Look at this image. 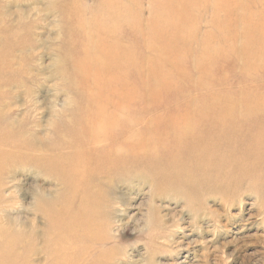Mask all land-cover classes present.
<instances>
[{"label": "rangeland", "instance_id": "rangeland-1", "mask_svg": "<svg viewBox=\"0 0 264 264\" xmlns=\"http://www.w3.org/2000/svg\"><path fill=\"white\" fill-rule=\"evenodd\" d=\"M74 1L0 0V262L264 264V0ZM112 1L134 26L122 113L118 96L92 80L99 71L100 86L118 73L101 71L108 59L95 50L101 42L115 51L116 38L93 29L117 25L103 14ZM199 115L217 124L201 145L190 136ZM106 128L116 142L99 154L144 150L136 162L123 151L124 170L93 178L97 236L85 228L69 236L80 221L66 213L84 200L64 170L86 180L77 156ZM177 167L186 173L176 177Z\"/></svg>", "mask_w": 264, "mask_h": 264}, {"label": "bare ground", "instance_id": "bare-ground-1", "mask_svg": "<svg viewBox=\"0 0 264 264\" xmlns=\"http://www.w3.org/2000/svg\"><path fill=\"white\" fill-rule=\"evenodd\" d=\"M18 1V0H17ZM74 1V0H73ZM104 1H106V0H104ZM108 1H111V0H108ZM5 2V1H4ZM75 2V1H74ZM117 1H112V2H107V3H110L108 6H107V8H104V10H103V14H104V16L106 17V20L105 21H109L110 20V18L111 19H113V18H116L117 19V21H118V23H117V25H115V26H113V27H110V28H100V29H98V30H96L95 29V27L93 28L94 29V31L97 33V36H102V37H105V38H116V42H117V44H116V49H115V51H113L112 50V47L111 46H109L108 44H105V43H101V42H98V45H96L95 46V50H96V53L99 55V58H101V57H103V58H106V59H108V60H106V61H104V62H100V64L102 65V66H100V69H101V71H106V72H108V69L109 68H111L112 69V71L113 72H118L117 73V76L115 77V78H112L111 79V75H109V77H110V79L112 80H107L106 81V83H102V85H100L99 86V83H98V80H100V73H99V71H98V75L94 72V73H92V77H93V82H94V84H95V88L94 89H96L97 91H103V88H107L110 92H111V95H116V96H118V99H119V107H118V110L119 111H121V113L123 112V110H124V108H125V104H124V101H123V98H124V96H125V92H126V90H127V83H126V77H127V74H128V69H129V62L131 61V59H130V57H129V55L127 54V33L129 32V29H130V27H132V30H133V27L134 26H130V23H128V18H127V7L123 4V3H121L120 1H118L117 3H116ZM1 3V2H0ZM17 5V4H16ZM114 5H116V7H114ZM1 6V5H0ZM74 6V5H73ZM80 10V9H79ZM4 12V11H3ZM77 12V11H76ZM80 12V11H79ZM33 13V12H32ZM46 14V13H45ZM18 15V14H17ZM60 15V14H59ZM64 15H66V14H64ZM63 15V16H64ZM149 15H151V13L149 12ZM4 16V15H3ZM39 16V15H38ZM58 16V15H57ZM29 17V16H28ZM36 17V16H35ZM6 18H7V16H6ZM21 19V18H20ZM34 18H32L31 20H33ZM0 20H1V18H0ZM11 20V19H10ZM27 20H28V18H27ZM86 20V19H85ZM4 21V20H3ZM2 21V22H3ZM9 21V20H8ZM19 21V20H18ZM29 21V20H28ZM1 22V23H2ZM16 22V21H15ZM21 22V21H20ZM20 22H19V25H20ZM32 22V21H31ZM30 22V23H31ZM168 22V21H167ZM23 23H25V22H23ZM4 24H6L5 22H4ZM3 24V25H4ZM9 24V23H8ZM14 24H16V23H14ZM7 25V24H6ZM5 25V26H6ZM13 25V24H12ZM60 25V24H59ZM58 25V26H59ZM80 25H81V23H80ZM1 26V25H0ZM15 26V25H14ZM23 26V25H22ZM31 26V25H30ZM4 27V26H3ZM18 27H20V26H18ZM24 27V26H23ZM22 27V28H23ZM11 28V27H10ZM79 28V27H78ZM2 29V28H1ZM17 29V28H16ZM30 29H31V27H30ZM58 29V28H57ZM84 30V29H83ZM136 30L140 33V31H141V29L140 28H136ZM146 30V29H145ZM1 31V30H0ZM9 31V30H8ZM35 31V30H34ZM3 32H4V30H3ZM38 32V31H37ZM59 32H62V31H59ZM84 32V31H83ZM13 33V32H12ZM31 33V32H30ZM80 33H82V31L80 32ZM164 33V32H163ZM6 34V33H5ZM5 34H2V35H5ZM28 34V33H27ZM37 34V33H36ZM58 35H59V33H57ZM9 35V34H8ZM6 36V35H5ZM21 36V35H20ZM28 36V35H27ZM4 37V36H3ZM14 37V36H13ZM19 37V36H18ZM26 37V36H25ZM29 37V36H28ZM60 37V36H59ZM81 37H83L82 36V34H81ZM1 38V37H0ZM6 38H8L7 36H6ZM5 38V39H6ZM85 38H87V37H85ZM16 39V38H15ZM28 39V38H27ZM33 40V39H32ZM38 40V39H37ZM22 41V40H21ZM27 41V40H26ZM34 41V40H33ZM87 41V40H86ZM13 42V41H12ZM14 42H15V40H14ZM14 42H13V44H14ZM28 42H30V41H28ZM28 42H26V43H28ZM35 42V41H34ZM2 43V42H1ZM3 43H4V41H3ZM31 43V42H30ZM29 43V44H30ZM9 44V43H8ZM31 44H33V42L31 43ZM87 45V44H86ZM90 45V44H89ZM6 46H8V45H6ZM13 46V45H12ZM85 46V45H84ZM16 47V46H15ZM89 47V46H88ZM2 50H3V48H2ZM37 51V50H36ZM2 52V51H1ZM0 52V53H1ZM6 52V51H5ZM30 52H31V50H30ZM135 52V51H134ZM32 54V53H31ZM4 55H6L5 53H4ZM8 55H9V53H8ZM25 55V54H24ZM23 56V55H22ZM28 56H30V55H28ZM66 56V55H65ZM2 57V56H1ZM31 57V56H30ZM11 58V57H10ZM87 58H88V56H87ZM9 59V58H8ZM12 59V58H11ZM54 59V58H53ZM65 60H67V59H65ZM16 61V60H15ZM31 61V60H30ZM4 62V61H3ZM2 62V63H3ZM23 62V61H22ZM25 62V61H24ZM64 62V61H63ZM16 63V62H15ZM25 64V63H24ZM27 64V63H26ZM5 65V64H4ZM13 65H15V64H13ZM16 65H17V63H16ZM55 65V64H54ZM60 65V64H59ZM6 66V65H5ZM12 66V65H11ZM1 68V67H0ZM13 68V67H12ZM27 68V67H26ZM58 68V67H57ZM56 68V69H57ZM7 69V68H6ZM21 70H22V68H21ZM24 70H26V69H24ZM28 70H29V68H28ZM10 71V70H9ZM13 71V70H12ZM19 71H20V69H19ZM14 73H15V71H14ZM22 73V72H21ZM29 73V72H28ZM103 73V72H102ZM13 74V73H12ZM11 74V75H12ZM17 74V73H16ZM31 74V73H30ZM27 75V74H26ZM29 75V74H28ZM33 75V74H32ZM37 75V74H36ZM6 76V75H5ZM24 76V75H23ZM2 77H4V76H2ZM33 77V76H32ZM7 78H8V76H7ZM30 78V77H29ZM24 79V78H23ZM28 79V78H27ZM18 80V79H17ZM14 81H15V79H14ZM10 82V81H9ZM100 82V81H99ZM2 83V82H1ZM0 83V84H1ZM29 83V82H28ZM4 84V83H3ZM2 84V85H3ZM1 85V86H2ZM5 85H7L6 83H5ZM4 86V85H3ZM2 86V87H3ZM7 86H9V85H7ZM21 87V86H20ZM12 88V87H11ZM6 89H7V87H6ZM1 90H4V88H2ZM15 91V90H14ZM5 93H6V91H5ZM4 94V93H3ZM3 94H1V95H3ZM0 95V96H1ZM5 96V95H4ZM39 100V99H38ZM1 101V100H0ZM3 102H4V100H3ZM24 104V103H23ZM0 105H1V103H0ZM111 105V102L110 101H102V106H104V108H106V106H110ZM4 106V105H3ZM70 106H72V104L70 105ZM2 107V106H1ZM1 107H0V109H1ZM14 108V107H13ZM12 108V109H13ZM2 110V109H1ZM9 110H11V109H9ZM3 111V110H2ZM1 111V112H2ZM8 111V110H7ZM0 112V113H1ZM39 112V111H38ZM6 113V112H5ZM61 114V113H60ZM202 115H204V112L202 111V113H201ZM9 115V114H8ZM55 115V114H54ZM0 116H3V115H0ZM57 116H60V115H58L57 114ZM62 116H63V112H62ZM61 116V117H62ZM65 116V115H64ZM104 117H108L109 115L107 114V113H105L104 115H103ZM201 117V115H199V117L198 118H200ZM2 119V118H1ZM67 119V118H66ZM192 119H194V118H190V120H192ZM231 119H234L233 117L231 118ZM58 120V119H57ZM69 120V119H68ZM96 120H97V118H96ZM200 121V123L197 125V128L196 129H198V134L195 136L194 134H191L190 136L191 137H193L194 139V142H195V144H198V145H201L203 142H202V139L204 140V132H207V133H209L212 129H213V126L215 125H217L216 124V122L214 121V120H208L205 124H204V116L203 117H201L200 118V120H198V121H196V122H199ZM66 122V121H65ZM68 122V121H67ZM59 124V123H58ZM7 125H8V123H7ZM11 125V124H10ZM18 125H19V123H18ZM14 127H16V126H13V128ZM29 127V126H28ZM33 127V126H32ZM11 128V127H10ZM18 128H19V126H18ZM2 129V128H1ZM12 129V128H11ZM136 129H138V128H136ZM135 129V130H136ZM134 130V131H135ZM9 132V131H8ZM11 132V131H10ZM9 132V133H10ZM12 133V132H11ZM19 134V133H18ZM183 134H186L185 132L183 133ZM7 135H12V134H7ZM6 136V135H5ZM13 136V135H12ZM42 137V136H41ZM101 140H100V142H99V145L98 146H96L95 145V148L93 147H90L89 149V152L88 153H86L85 155L84 154H82V155H79V156H77V158L79 159V162L80 163H83L85 166L81 169L80 167V169H81V171H79L80 172V174H83V178H85L86 177V180H82L81 182H74V181H76V178H75V176L73 175L74 173V168L73 169H71L70 168V170H68V169H65L64 171H65V173H64V175H65V180H69L68 178H70L71 179V176H73L72 177V179H74L73 180V182L72 183H74L75 185H77L78 187H79V189H78V191H76L75 190V193H80V195L81 196H83L82 198H83V200H84V202L81 204V206L84 208L83 210L81 209L77 214L75 213V209H76V205L74 204V205H72L71 206V208H70V210L66 213V215H68V217L67 218H72V220H76V221H80V222H78L76 225L77 226H68V228H67V230H68V232L70 233V234H67V232H66V227L64 228V232L67 234V235H69V236H72V235H74L77 231L78 232H80V230H81V228H85L87 231L85 232V234H84V236H87V238H89V239H93L94 237H95V235L97 236V233H96V222H99L100 223V220H99V217L96 215L95 216V214H94V209H95V206L96 205H98V202H96L97 200L96 199H94L93 197H92V195H93V193H91V191L89 190L90 189V187H91V185H92V183L94 182V177L96 176V175H98V176H100V178L102 179V178H112L117 172H120V171H122V170H124L125 169V166L127 165L128 166V164L129 163H125V161H124V157H123V151L128 155V159L129 160H133V162H136V161H138V155L144 150V147H138V146H129V145H121V146H119V148H118V150L116 151V153L114 154V155H106V154H99V153H104L103 151H106L108 148L110 149H112L113 148V146H114V142H116V141H114V139H115V132H113V129L112 128H106V129H104V131H103V133H101ZM8 138V137H7ZM1 139V138H0ZM19 139V138H18ZM1 140H3V139H1ZM20 140V139H19ZM90 140V139H89ZM4 141V140H3ZM5 142V141H4ZM67 143V142H66ZM1 144H2V142H1ZM6 144V143H5ZM112 144H113V146H112ZM2 146V145H1ZM66 148V147H65ZM29 150H32V149H29ZM72 151V150H71ZM98 151H99V153H98ZM102 151V152H101ZM34 152V151H33ZM65 152V151H64ZM25 153V152H24ZM36 153H38V152H36ZM35 153V154H36ZM60 153V152H59ZM63 153V152H62ZM67 153V152H66ZM121 153V154H120ZM22 154V153H21ZM146 154H148V153H146ZM56 155V154H55ZM60 155H61V153H60ZM144 156V154L142 155V157ZM141 157V158H142ZM195 159H200L199 158V156H197V158H195ZM101 164H104V166L103 165H101ZM198 166H199V164L198 163H196ZM78 166V165H77ZM75 167V166H74ZM146 168H148V169H152L153 168V166H152V164H149V165H147L146 166ZM136 169V168H135ZM186 171H187V168L185 169V172H182V173H180V169L177 167V168H175L174 169V175L176 176V177H180L181 175H183L184 173H186ZM7 173V172H6ZM71 179V180H72ZM79 184V185H78ZM74 185V186H75ZM99 185V184H98ZM27 188V187H26ZM62 189V187L60 188V190ZM28 190V189H27ZM47 190V189H46ZM32 191V190H31ZM5 192V191H4ZM25 192H26V190H25ZM39 193V192H38ZM42 194V193H41ZM33 199V198H32ZM3 202V201H2ZM1 204V203H0ZM31 206V205H30ZM79 206V205H78ZM81 206H79L80 208H81ZM24 208V207H23ZM32 208V207H31ZM44 208V207H43ZM29 209V208H28ZM59 209V208H58ZM40 209H38L37 210V213H39L38 211H39ZM41 210H42V208H41ZM40 210V213H39V215L41 214L42 215V211ZM44 211H46V210H44ZM47 212V211H46ZM60 213V212H59ZM36 214V213H35ZM44 214H45V212H44ZM50 214V213H49ZM40 215V216H41ZM47 215V214H46ZM29 216V215H28ZM39 216V217H40ZM45 216V215H44ZM44 216H43V219H44V222H45V218H44ZM36 217V216H35ZM29 218V217H28ZM33 218V217H32ZM41 218V217H40ZM43 219H42V221H43ZM47 219V218H46ZM4 220V219H3ZM47 220H49V219H47ZM54 220V219H53ZM53 220H51V221H53ZM12 221H14V220H12ZM26 222V221H25ZM53 223V222H52ZM55 224V223H54ZM112 224V223H111ZM13 225V224H12ZM98 225V224H97ZM27 226V225H26ZM46 226V225H45ZM99 226V225H98ZM111 225H109V227H110ZM19 227V226H18ZM34 227V226H33ZM100 227V226H99ZM21 228V227H20ZM107 230H108V228L107 227H105ZM17 229V228H16ZM33 229V228H32ZM41 229H43V228H40V230ZM25 230V229H24ZM43 230H45V229H43ZM107 230H105V231H103V232H106L107 233ZM110 230V229H109ZM21 231V230H20ZM32 231V230H31ZM34 231V230H33ZM101 232H102V230H100ZM102 232V233H103ZM29 233V232H28ZM42 233H44V232H42ZM42 233L40 234L41 235V237H42ZM45 233H47V232H45ZM102 233H101V235H102ZM106 233H104V234H106ZM109 233H111V232H109ZM33 234V233H32ZM32 234H30V235H32ZM111 234H114V233H111ZM29 235V236H30ZM45 235V234H44ZM115 235V234H114ZM106 236V235H105ZM117 236V235H116ZM43 238V237H42ZM5 239V238H4ZM7 239V238H6ZM5 239V240H6ZM26 239V238H25ZM24 239V240H25ZM27 239H28V237H27ZM101 239H102V236H101ZM105 239V238H104ZM107 239V238H106ZM105 239V240H106ZM41 240H43V239H41ZM7 241V240H6ZM15 241V240H14ZM28 241V240H27ZM104 241V240H103ZM2 242H5V241H3V239H2ZM17 242V241H16ZM43 242V241H42ZM105 242V241H104ZM8 243H10V242H8ZM18 243V242H17ZM30 243V242H29ZM44 243V242H43ZM43 243H42V245H43ZM46 243V242H45ZM44 243V244H45ZM19 244H20V241H19ZM28 244V243H27ZM33 244H35L34 242H33ZM41 244V243H40ZM47 244V243H46ZM11 245V244H10ZM17 245V244H16ZM2 246V245H1ZM20 246V245H19ZM29 246H31V245H29ZM45 247H46V245H44ZM15 247V246H14ZM17 248H18V246H16ZM23 247H25V244L23 245ZM40 247H41V245H40ZM39 247V248H40ZM44 247V248H45ZM12 248H13V246H12ZM20 248H21V246H20ZM32 248V247H31ZM30 248V249H31ZM19 249V248H18ZM30 249H29V251H30ZM34 249V248H33ZM32 249V250H33ZM5 250V249H4ZM3 250V251H4ZM35 250H37V249H35ZM74 248L73 249H71V251H73L74 252ZM97 250V249H96ZM6 251V250H5ZM7 251H11V249H9V250H7ZM24 251H25V248H24V250H23V253H24ZM28 251V249H27V252H29ZM42 251V248L40 249V251L39 252H41ZM2 252V251H1ZM17 252V251H16ZM26 252V251H25ZM33 253H34V251H32ZM3 253V252H2ZM105 253V252H104ZM101 254L102 256L103 255H108V253H109V250H108V252L107 253H105V254ZM4 254V253H3ZM2 254V255H3ZM6 254V253H5ZM10 254H12V253H10ZM40 254V253H39ZM38 254V255H39ZM91 254V253H90ZM117 254V252L115 253V255ZM119 254V253H118ZM118 254H117V256H118ZM12 255H15V254H12ZM19 255V254H18ZM1 256V255H0ZM6 256H7V254H6ZM6 256H4V257H6ZM10 256V255H9ZM21 256H23V255H21ZM21 256H19V258H21ZM40 256V255H39ZM102 256L101 257H99V258H101L102 259ZM13 257V256H12ZM89 257V256H88ZM96 257H98V255L96 256ZM111 257H113V255L111 256ZM110 257V258H111ZM2 258V257H1ZM17 259H18V257H16ZM31 258V257H30ZM39 258V257H38ZM45 258V257H44ZM93 258H95V256L93 257ZM103 258H104V256H103ZM110 258H109V260H110ZM7 258H5V261H7L6 260ZM11 259V258H10ZM23 259V258H22ZM25 259V258H24ZM29 258H27V261L29 262V260H28ZM86 259H88V258H86ZM105 259V258H104ZM16 260V259H15ZM74 260V259H73ZM0 261H1V259H0ZM13 261H14V259H13ZM21 261V260H20ZM23 261V260H22ZM44 261V260H43ZM85 260L84 259H82V262H81V264H96V262L94 263L93 261H91V259L90 260H86V262L87 263H85L84 262ZM95 261V260H94ZM104 261V260H103ZM8 262H10L9 261V259H8V261H7V264H8ZM18 262V261H17ZM38 262V261H37ZM98 262V261H97ZM5 262L3 261V264H4ZM12 263V262H11ZM23 263V262H22ZM24 263H26V262H24ZM66 263V258H65V261L63 262V264H65ZM0 264H2L1 262H0ZM14 264V263H13ZM27 264V263H26ZM39 264H40V262H39ZM42 264H43V262H42ZM100 264V263H99Z\"/></svg>", "mask_w": 264, "mask_h": 264}]
</instances>
